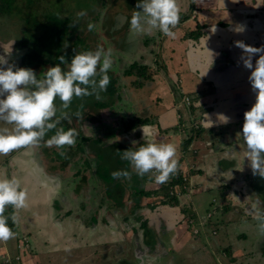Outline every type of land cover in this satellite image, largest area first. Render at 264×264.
Masks as SVG:
<instances>
[{
	"label": "crops",
	"instance_id": "1",
	"mask_svg": "<svg viewBox=\"0 0 264 264\" xmlns=\"http://www.w3.org/2000/svg\"><path fill=\"white\" fill-rule=\"evenodd\" d=\"M109 1L114 6L109 15L114 29L109 32L110 45H114L111 51L114 56L128 55L145 62L152 79L135 87L130 86L132 77L124 76L119 90L108 97L110 103L102 97L95 99L102 112L91 117L90 109L82 113L81 128H76L77 146L68 148L60 167H51L59 171L57 174L46 168L39 171L42 156L47 155L45 143L23 148L11 162L2 161L5 166H0V177L21 179L28 190V207L19 211V222L12 226L14 238L0 242V264H8L7 256H20V261L12 264H222L225 259L229 264H264V236L258 233L257 221L248 211L253 202L264 210V201L255 192L264 185V178L252 174L243 158L242 137L236 135L242 130L244 112L255 103V95L248 81L250 70L237 64L242 50L234 46L236 40L254 47L264 45V0H178L174 39L159 31L151 35L130 33L133 12L142 11L136 7L138 0ZM237 23L247 26L245 33L230 30ZM258 58H253V64ZM120 61L126 62L123 58ZM187 96L192 99L191 106L184 104ZM217 113L231 117V122L212 127L204 123L207 114L215 121ZM141 125L148 126L156 143L177 146L178 168L186 177L190 175L186 186L192 185L195 191L178 198V204L159 203L166 185L153 183L151 174L142 177L138 193L132 190L131 196L149 219L143 224V216L138 214L140 227H132L124 239L114 233L120 223L119 205L108 190L127 179H113L106 170L96 175L95 170L111 159L102 151L104 147H116L120 153L143 144ZM67 126L74 128L73 123ZM133 141L138 143L133 145ZM68 165L69 171H74L72 176ZM128 166L133 179L137 174L129 162L120 164L117 171ZM55 176H63L60 184L54 183ZM210 192L216 202L219 195L228 200L225 205L220 202L218 208L222 215L230 216L216 224L222 227L223 237L217 240L218 229L214 228L210 247H200L202 236L195 237L193 224L184 223L182 217L188 213L196 222L200 218L198 207L190 206V200L195 201V196L204 200ZM248 197L251 199L246 201ZM66 205L70 207L62 212ZM240 208L245 217L232 214ZM152 219L155 221L149 224ZM139 231H143V239Z\"/></svg>",
	"mask_w": 264,
	"mask_h": 264
},
{
	"label": "clouds",
	"instance_id": "2",
	"mask_svg": "<svg viewBox=\"0 0 264 264\" xmlns=\"http://www.w3.org/2000/svg\"><path fill=\"white\" fill-rule=\"evenodd\" d=\"M136 7L142 11L133 12L129 21L130 33L151 35L159 31L167 38H175L173 29L179 23L180 12L178 0H138ZM86 14L81 11L78 16ZM94 27V24L89 23L88 30L92 31ZM230 30L243 34L247 26L237 23ZM12 45L9 50L0 44L4 52L0 55V122L11 126L0 127V156L37 146L53 130L54 134L44 141L45 146H55L57 149L74 147L78 136L75 129L65 130L57 126L62 120L71 123V115L67 110L74 97L95 95L99 100L100 93L107 91L110 83L108 72L113 67L111 50L105 51L98 47L95 51L77 53L70 64L64 56H60V63L49 67L38 77L31 68L9 63ZM234 46L242 50L237 64L250 70L248 81L255 95V103L244 112L242 130L236 135L242 137L243 158L249 162L252 174L264 178V45L254 47L243 40H236ZM256 56L259 58L253 64ZM61 64L67 65V70ZM57 98L60 101L59 108ZM75 115L79 117L81 113L77 111ZM216 116L217 119L213 121L207 114L204 123L212 127L231 122V117L223 113H217ZM140 129L144 143L135 150L130 148L121 151V159L129 162L138 176L151 174L155 183L164 184L178 171L177 146L173 143H156L146 125H141ZM132 143L136 145L138 142ZM60 154L63 156L65 152L61 151ZM112 178L130 179L131 173L127 170L115 171ZM236 199L240 201L238 197ZM250 199L248 197L246 201ZM9 207L13 210L10 216L5 215ZM27 207L28 190L23 187L21 179L16 176L0 177V242L14 238L15 233L8 221L11 220L13 225L18 224L19 211ZM248 211L257 221L258 233L264 236V210L258 207V202H253Z\"/></svg>",
	"mask_w": 264,
	"mask_h": 264
},
{
	"label": "rangeland",
	"instance_id": "3",
	"mask_svg": "<svg viewBox=\"0 0 264 264\" xmlns=\"http://www.w3.org/2000/svg\"><path fill=\"white\" fill-rule=\"evenodd\" d=\"M115 5H117V4H115ZM112 7H114V6L112 5L111 1H109V0H0V44L4 45L6 48H8L10 50L11 45L14 42L12 45L13 53L11 54V57L9 58V63L10 64L15 63V65L17 67L31 68L36 72L37 76L39 77V74L37 71H39L40 68L44 66L42 63H44L45 59H47L49 57H51V59H52L54 56H57V55L62 56L63 54L65 56V55H67L66 52H69L70 50L74 49L72 47L73 40H71V37H64L62 39L61 43L63 44V47H64L63 50L65 53L62 51L60 53H58L59 48L57 47V43L55 42V39L53 37L52 26L54 27L55 24H58V23L60 24L62 22V20L68 19L69 23L67 26H64V24H63L62 25L63 29L62 28H60V29H62L63 33H66V34H67L68 29H69V32L73 36L75 33H77L75 38H73V39L76 40V39L81 38L82 41L79 43L81 46H83V44L85 42L83 39H85L86 43L88 45H90V49H92V51H95L98 47H102V48L104 47V49H105V46L107 47V50H109V49L113 50L114 45L113 46L110 45V43L112 41V35H110V33H109L110 31L112 32V27H113L112 26L113 19L109 16V15H111V8ZM61 8H62V10L60 11ZM95 10L101 11V15L99 16L100 19L95 20L93 23L92 18H93V15H95V14H93L91 12H94ZM81 11H85L87 14L83 17L78 16V13H80ZM53 15L56 16L57 18H59L60 21H58L56 19L54 21L53 20L51 21ZM89 23H92L95 25L94 29L92 30L93 34L88 33L85 30V29H88ZM83 24H85L86 26H84ZM79 25L81 26V28H79V27L77 28V26H79ZM113 31H114V29H113ZM66 34H65V36H66ZM115 37L117 38V36H115ZM120 40H121V38L118 40L119 43H120ZM9 42H10V44H7ZM22 42H24V43H22ZM15 46H19V47L21 46L20 47L21 48L20 54H22V55L24 54L23 56L22 55L20 56V54L15 51V48H16ZM23 46H25V47H23ZM81 48L82 47H79V49H77L78 53L83 52V51L81 52ZM0 50H3L2 46H0ZM111 52H112V54H115V53H113V51H111ZM115 58H116L117 62H113L112 69L117 70V69H119V67H123L126 65L128 66V63L133 64L134 60H132V59H135L136 57H131L128 55H125V56L116 55ZM121 58L126 60V62L124 64L120 61ZM17 60H20V61H17ZM40 64H41V66H38ZM144 64H145V62H144ZM140 67L141 66H139L136 69L140 70L141 69ZM64 69L67 70L66 67ZM148 70H149V68H148ZM129 80L132 81L130 83V86L134 85L135 82H137V78H132ZM133 80H135V81H133ZM110 94H111V91L108 89L107 91L101 92L100 97L107 99V102L110 103L112 101L111 98H108V97H110ZM95 99H96L95 95L88 96V100L90 103L86 102L85 106L87 104H90L91 106L95 105L94 104ZM75 101L77 102V100H75ZM56 103H57V107L59 108L60 101L58 98H57ZM78 103L79 102H77V104L72 103L70 109L67 111L69 112L70 115H72L71 119L73 120V122H71V125L73 123V125H74L73 129L77 128L80 130V128H81L80 121H81L83 114L81 113V115L79 117L77 116V118L73 117V116H76L75 115L76 107H78L80 105ZM96 104H97L96 106H94L92 108H88V109H90V113H91L90 117L92 116L93 113L95 114V113L102 112L100 110V107L97 108L98 104H100V103H96ZM79 110H80V107H79ZM86 111H87V109L85 110V113H86ZM58 115H59V112H58ZM75 124L77 125V127ZM0 127H9L10 128L11 126L5 125L3 122H0ZM57 127H63L65 130L72 129L66 125V121H64V120H62L61 124L58 125ZM54 132H55V130L47 133V135H46V137H48L47 139H49L54 134ZM81 137H83V136H81ZM76 144H77V141H76ZM76 144H75V146H77ZM79 147L81 148V145H79ZM33 148H35V146ZM45 148H47V149H44V152L47 153V155L50 152L53 154L52 160L55 162L52 163V166H56V167H59L61 165V162L65 161V158L62 155H60L61 150L65 152V155L67 153H69L67 146L65 147V149H57L55 146H53L51 148L46 146ZM22 149L14 151L7 156H0V166L2 165L1 167H4L5 162H7V163L11 162L12 161L11 158ZM76 149H77V147L74 150H76ZM117 149L118 148H116V147H113V150L104 147V149L102 151L108 152L107 154L110 156L111 159H109L106 164L100 165L98 168H96V170H95L96 175H99L103 170L104 171L106 170L107 173L112 175L113 172L118 170V167H120V164H124V163L128 164L127 161L121 159L122 152L118 153ZM124 150L125 149H123V151ZM35 151L37 153H39L38 148H37V150L35 149ZM110 160H111V162H110ZM2 161L4 163H2ZM69 168H70V166L68 165V167H67L68 171H69ZM129 170H130V167H129L128 171ZM194 170H195L194 172H197V169H194ZM58 172L59 171H54V173H56V174ZM69 174L72 176L74 174V171H72V170L69 171ZM190 174L192 176L191 171H190ZM106 176H107V174H106ZM53 178H56L54 181L55 184L56 183L60 184L59 180H63V176H55ZM188 180H190V179L188 178ZM181 189H183V188H181ZM181 189H178V191H172L169 189L168 190L169 196L172 198L176 197L177 199L178 198L182 199L184 195L188 194L187 197H189L190 195L193 194V191H195V189L192 185H188V186L184 187V192H186V193L180 192ZM255 192H256V197H258V199L264 201V185L261 186L260 188L255 189ZM131 193H132L131 190L127 191V193L124 195V200H125L124 206H120V207L118 206V212L119 213H117V214H119V216H120V223L116 224L117 228H116V232H114V233L120 234V236H122V238H124V239L128 237L129 232L132 231V229H133L132 227H134V228H137L138 226L140 227V222L136 221L134 219V216L132 215L133 214L132 206L134 205V201H133V197L131 196ZM164 193L165 192L161 190V193L159 196H161L162 198H158L159 203L161 202V200H164V201L168 200L167 195L166 194L164 195ZM221 193L224 194V190ZM198 199H200L202 202L200 203L198 201ZM214 200H215L214 199V193L210 192V194L205 193L204 200H202L201 196L200 197L195 196V201L190 200V204L187 203V205L189 204L190 206H192L193 204H196L198 207V212H199L200 218L197 219V221H196L197 224H196V222H194L189 217L188 213H185V215L182 217V220L184 223L186 221V223H188V224H193L192 225L193 228H192L191 232L195 231V237H197L198 234H199V237L202 236V237H200V244H199L200 247H202V246L210 247L208 245V242L210 243L212 240V236H213L212 230L214 228L218 229V235L216 236L217 240H220V238L223 237L222 227L220 226L222 223L221 218L228 219L230 216V214H228L226 216L222 215L221 211L218 208L220 202H222V204H223L224 201H225V203H227L228 200H227V202H226V199L223 201L221 199L220 195L217 196V202ZM225 203L223 205H225ZM68 207H70V206H67V205L63 206L62 212H64L65 209ZM219 207H221V206H219ZM8 209H10V207L7 208V210ZM235 210H237V209L232 210L233 215H236L238 217L239 216L245 217L246 213H244L242 208H240L238 212H235ZM138 212L140 213V216H143V222L145 219H149V218H147L148 217V215H146L147 213H145L143 215V210H139ZM125 216L126 217L128 216L129 220H123L122 217H125ZM201 217H203V218L201 219ZM152 221L154 222L155 220L154 219L149 220L148 223L151 224ZM217 223L220 225L217 226L216 225ZM225 223L227 224V221H225ZM139 234H141L140 238H142L143 237V231H139ZM232 235L233 234L231 233L229 236H232ZM134 239H136V237H134ZM232 240H234V239H232ZM167 241H169V238ZM236 241L238 242L239 240L236 239ZM119 243L122 244V241H119ZM244 246H245V249L248 250L247 245H244ZM204 248H203V250H204ZM141 251L143 253V250H141ZM208 252L210 253L209 250H208ZM220 256H222V255L220 254ZM17 257L20 258V256H16L15 258L10 256L11 264L13 262L17 261L16 260ZM210 258H212V257H210ZM222 258L224 259L223 256H222ZM215 260L218 261L217 259H215ZM19 261H20V259L18 260V262ZM221 263L222 264H229V262H227L226 259L224 260V262H221Z\"/></svg>",
	"mask_w": 264,
	"mask_h": 264
},
{
	"label": "trees",
	"instance_id": "4",
	"mask_svg": "<svg viewBox=\"0 0 264 264\" xmlns=\"http://www.w3.org/2000/svg\"><path fill=\"white\" fill-rule=\"evenodd\" d=\"M6 2V1H5ZM62 10V8L60 9V11ZM91 13H93V14H95V15H93V18H92V22L94 23V21L95 20H98V19H100V15H101V11H97V10H95L94 12H91ZM54 17V18H53ZM53 17H52V19H51V21L53 20H58V21H60V19L59 18H57L56 16H54L53 15ZM89 21V20H88ZM87 22V21H86ZM85 22V23H86ZM68 23H69V20L68 19H65V20H62V22L59 24H55V26L53 27L52 26V33H53V37H54V39H55V42L57 43V47L59 48L58 49V53H60L61 51L62 52H64V50H63V44L61 43V41H62V39L64 38V37H71V40H73V44H72V47L75 49H72V50H70L69 52H66L67 53V55H65L64 56V54L62 55V56H64L65 58H66V60H67V62L70 64L71 63V60H72V58L74 57V55H76L78 52H77V49H79V47H82L81 48V52L83 51H92V49H90V45H88L87 43H86V40L85 39H83L85 42H84V44H83V46H81L79 43L82 41V39L81 38H79V39H76V40H74L73 38H75V36H76V34L77 33H75L74 34V36L73 35H71V33L69 32V29H68V31H67V34L66 33H63V31H62V25L64 24V26H67L68 25ZM84 26H86L85 24H83ZM81 28V26L79 25V26H77V28ZM60 28H62V29H60ZM85 29V28H84ZM88 33H91V34H93V32L91 31H89L88 29H85ZM65 34H66V36H65ZM22 43H24V42H22ZM26 44V43H25ZM25 47V46H24ZM104 48V47H103ZM105 51H107V47L105 46ZM65 53V52H64ZM57 55V54H56ZM60 56L59 55H57V56H54L52 59H51V57H49V58H47V59H45L44 60V63H42L44 66L43 67H41L40 68V70L39 71H37L38 72V74L40 75L41 73H43V72H46L47 71V69L49 68V67H54V66H56L58 63H60V61H59V58ZM112 59H115V56H114V54H112ZM125 63V61H123V64ZM141 62H139V60H134L133 61V64H130V63H128V66L126 65V66H123V67H119V69H117V70H114V69H110L109 70V72H108V75H109V77H110V83H109V85H108V87H107V90L109 89L110 91H111V94L110 95H112V91H118L119 89L118 88H120L121 87V80H122V78L124 77V76H126V77H132V78H137V82H135V84H134V86L136 85V86H138L139 85V87H141V86H143V81H144V79H152V76L151 75H149L148 74V67L147 66H144V64H140ZM38 66H41V64L40 65H38ZM139 66H141L140 68V70H137L136 68H138ZM61 67L62 68H67V65H64V64H61ZM97 79H99V77H97ZM135 86V87H136ZM75 100H77V102H79L78 104H80L78 107H76V112L77 111H79L80 113H83V112H85V110L86 109H88V108H90V107H94V106H96V101L94 100V104L95 105H90V104H87L86 106H85V104H86V102L87 103H90L89 102V100H88V96H86V97H83V98H73V101H72V103H76L77 104V102L75 101ZM79 107H80V110H79ZM87 112V111H86ZM74 118H77V116H73ZM71 118H72V115H71ZM64 121H66V125H67V123L69 124V122H68V120H64ZM133 125L134 124H132V125H130V127L132 126L133 127ZM76 130V129H75ZM48 137H44V139H47ZM44 141H46V140H44ZM44 141H41L40 142V145H42L43 143H44ZM178 169H180V168H178ZM182 182V180H181V178L180 177H177V178H174L173 179V182H172V184H177V183H181ZM171 184V185H172ZM166 188H165V193H166V195H167V197H168V200H165V202L166 203H168V204H170V205H173V204H178V199L176 198V197H174V198H172V197H170L169 196V194H168V190H169V186H165ZM123 187L121 186V183L119 184V183H117V184H115L113 187H111L109 190H108V195H109V197L111 198V199H113L118 205H122V201H123V199H124V192H123V189H122ZM145 191L143 190V195H147V193H144ZM140 193V192H139ZM165 193H164V195H165ZM12 208L10 207V209H8L6 212H5V215H11L12 214ZM8 223H9V226L10 227H12L13 226V223H12V221L11 220H9L8 221ZM143 224H144V222H143Z\"/></svg>",
	"mask_w": 264,
	"mask_h": 264
},
{
	"label": "water",
	"instance_id": "5",
	"mask_svg": "<svg viewBox=\"0 0 264 264\" xmlns=\"http://www.w3.org/2000/svg\"><path fill=\"white\" fill-rule=\"evenodd\" d=\"M32 148V147H31ZM43 162V161H42ZM128 169H129V166L127 167V171H128ZM39 171H41L42 172V170L40 169ZM130 171V170H129ZM42 174V173H41ZM115 184H117V183H114L113 185H112V187L115 185ZM120 184V183H119ZM143 184V179H142V177H140V176H135L133 179H127L126 181H125V183H121V186L123 187L122 189H123V192H124V194H126L127 193V191H132V190H134V192L135 193H138V190H139V187L141 186ZM114 201V200H113ZM115 202V201H114ZM116 203V202H115ZM124 204H125V202H124V200L122 201V205L124 206ZM121 204L119 205V207L120 206H122ZM138 206H139V202H137V201H135L134 202V205L132 206V209H133V216H134V219L136 220V221H138L139 222V219H138V217H137V215L138 214H140L138 211ZM124 220H129V217H127L126 219H124Z\"/></svg>",
	"mask_w": 264,
	"mask_h": 264
},
{
	"label": "built area",
	"instance_id": "6",
	"mask_svg": "<svg viewBox=\"0 0 264 264\" xmlns=\"http://www.w3.org/2000/svg\"><path fill=\"white\" fill-rule=\"evenodd\" d=\"M184 104H185L186 106H191V105H192V99H191L190 96H187V97L184 98ZM196 127H197V126H196V124H195V125H194V128H196ZM177 177H180L181 180H182V179H184V180H182L181 183L172 184L173 179H174V178H177ZM153 181H154V180H153ZM187 181H188V176L186 177L185 172H184L182 169H178L177 173H176L175 175L171 176L170 179H169L166 183H164V185L169 186L168 188H169L170 190H172V191H178V189H181V188L184 189V187H185L186 184H187V183H186ZM154 183H155V182H154ZM156 184H157V183H156ZM171 184H172V185H171ZM158 185L161 186L162 184H158ZM19 259H20L19 257L16 258L17 261H18ZM6 263L11 264L10 256H7V257H6Z\"/></svg>",
	"mask_w": 264,
	"mask_h": 264
},
{
	"label": "flooded vegetation",
	"instance_id": "7",
	"mask_svg": "<svg viewBox=\"0 0 264 264\" xmlns=\"http://www.w3.org/2000/svg\"><path fill=\"white\" fill-rule=\"evenodd\" d=\"M113 31V30H112ZM20 43V42H19ZM16 48H15V51L16 52H18L19 54H20V52H21V46L19 47V46H15ZM24 47V46H23ZM18 54V55H19ZM22 54H20V56H21ZM24 55V54H23ZM22 55V56H23ZM21 59V58H20ZM17 61H20V60H17ZM42 159H43V162H42V169L41 170H45V168L49 171V172H51V173H54V169H52L54 166H52V163L53 162H55V161H53L52 160V158H47V155L45 154H43V156H42ZM57 163V162H56ZM52 167V168H51ZM60 167V166H59ZM151 176V178H152V181H153V177H152V175H150ZM154 183V182H153Z\"/></svg>",
	"mask_w": 264,
	"mask_h": 264
}]
</instances>
